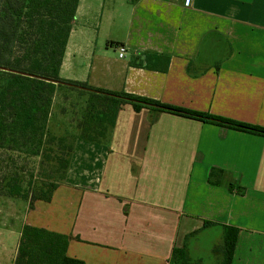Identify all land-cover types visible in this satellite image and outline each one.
<instances>
[{"label": "crops", "instance_id": "0c3cea01", "mask_svg": "<svg viewBox=\"0 0 264 264\" xmlns=\"http://www.w3.org/2000/svg\"><path fill=\"white\" fill-rule=\"evenodd\" d=\"M59 77L264 128V0H79ZM25 204L19 232L64 235L83 264H169L211 233L221 252L222 227L231 264H264V137L124 105L106 142H74L50 202Z\"/></svg>", "mask_w": 264, "mask_h": 264}, {"label": "trees", "instance_id": "16d2710c", "mask_svg": "<svg viewBox=\"0 0 264 264\" xmlns=\"http://www.w3.org/2000/svg\"><path fill=\"white\" fill-rule=\"evenodd\" d=\"M78 2L0 0V196L27 202L29 209L37 201L50 202L53 192L65 179L74 142L77 139L94 144L106 142L124 105L131 106L134 112L145 109L166 113L264 137V128L60 79L59 70ZM143 59L146 63L150 59L165 61L162 72L169 61L148 55ZM137 66L143 67V63L139 61ZM61 89L84 98L76 122L78 135L71 137L70 144L66 136L55 137L48 131L53 99ZM1 152L8 155L4 157ZM39 156L60 174L59 183L36 181L32 173L25 181L24 168L14 167L17 160L13 158L26 162ZM210 226L213 224L204 225ZM222 232V260L218 264H231L238 230L222 227ZM68 243L69 238L64 235L23 226L12 264H83L67 257ZM185 250V247L175 249L169 264H190Z\"/></svg>", "mask_w": 264, "mask_h": 264}, {"label": "rangeland", "instance_id": "374dc122", "mask_svg": "<svg viewBox=\"0 0 264 264\" xmlns=\"http://www.w3.org/2000/svg\"><path fill=\"white\" fill-rule=\"evenodd\" d=\"M84 98H78V96L73 92H68L66 90H58L53 99L51 107V116L48 123V131L51 135L55 137H67V143L70 144L72 141V136L77 137L78 132L76 130V122L80 119L81 109L83 106ZM4 157L8 155L5 152ZM55 153L54 151L51 155ZM14 167H23L24 180L29 179V175L32 173L33 178L36 181H51L54 183H59V175L56 174L55 170L52 168V164L43 157L31 158L26 162L23 159H15ZM9 164L11 162H8ZM11 166V165H10ZM33 179V180H34ZM25 202L20 200L8 199L0 196V264H12L16 248L19 241V228L21 222L24 220V207ZM217 238L216 233H211L207 236L205 243L210 242L215 244ZM213 244L211 252L204 253L203 250H192V258L188 257L186 252V258L190 264H218L222 260V254L217 246ZM211 247V246H210ZM209 246L207 249L210 248ZM186 251V250H185ZM207 252V251H206Z\"/></svg>", "mask_w": 264, "mask_h": 264}, {"label": "built area", "instance_id": "2783aa9c", "mask_svg": "<svg viewBox=\"0 0 264 264\" xmlns=\"http://www.w3.org/2000/svg\"><path fill=\"white\" fill-rule=\"evenodd\" d=\"M119 58H123L125 54V50L122 47L118 48Z\"/></svg>", "mask_w": 264, "mask_h": 264}]
</instances>
